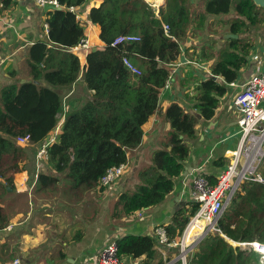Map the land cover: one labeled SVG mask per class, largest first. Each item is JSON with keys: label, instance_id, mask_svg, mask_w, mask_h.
Returning a JSON list of instances; mask_svg holds the SVG:
<instances>
[{"label": "trees", "instance_id": "obj_1", "mask_svg": "<svg viewBox=\"0 0 264 264\" xmlns=\"http://www.w3.org/2000/svg\"><path fill=\"white\" fill-rule=\"evenodd\" d=\"M56 1L63 9L46 13V40L33 43L28 49L31 81L6 85L0 90V157L11 158L12 171H17L18 157L24 150L16 145V137L28 135L32 145L43 141L55 128L62 108V97L55 87L73 84L80 73L77 56L68 50L83 38V28L69 8L78 7L85 0ZM0 2L3 8L10 4V0ZM186 6V0H166L157 15L143 0H101L98 7L90 8L88 19L99 26L98 37L103 43L101 50L86 54L81 74L92 95L65 116L57 140L47 148V160L53 170L63 174L73 188H103L99 180L105 172L126 163L127 150L139 145L142 126L157 109L158 95L171 74L170 67L181 54L179 41L192 23ZM230 12L236 15L229 22L230 33L241 37L249 30H261L264 9L251 0H206L203 13L195 16L196 27L202 25L205 15ZM124 35H134L140 40L111 45L116 37ZM252 49L253 42L247 37L228 39L218 49L217 60L210 66L211 76L197 84L191 97L201 118L213 116L225 86L235 81L239 71L247 66ZM123 57L137 66L139 75L124 67ZM216 77L223 82H217ZM40 80L45 85L38 84ZM164 117L172 129L163 144L165 148L156 150L151 165L139 171L140 185L136 191L118 196L114 217L156 205L173 190L174 180L183 168L182 161L188 155L185 138L194 137L197 118L176 103L166 108ZM263 165L264 162L259 172L264 179ZM52 179L44 174L37 176L41 182ZM7 184L10 185L9 180ZM195 210L196 205L174 213L171 223L163 226L168 239L181 234ZM6 225L0 206V230ZM218 227L223 236L212 233L203 238L187 264H259L258 252L231 242L264 243V185L242 182L221 215ZM153 243L150 236H130L117 241L118 252L135 259L144 257L141 264H151ZM159 263L160 260L156 264Z\"/></svg>", "mask_w": 264, "mask_h": 264}, {"label": "crops", "instance_id": "obj_2", "mask_svg": "<svg viewBox=\"0 0 264 264\" xmlns=\"http://www.w3.org/2000/svg\"><path fill=\"white\" fill-rule=\"evenodd\" d=\"M143 1L154 9L155 15L166 5V0ZM205 1L186 0L192 23L179 41L180 57L170 67L169 83L160 90L157 109L142 126L139 145L127 150L122 175L109 186L90 189L73 188L63 174L55 173L47 158L36 157L37 149L46 139L54 137V142L57 140L65 116L92 95V91L85 87L81 74L86 54L103 47L98 37L99 26L88 19L90 8L98 7L101 0H85L80 6L73 7L75 13H72L75 17L78 15L76 19L83 28V39L88 47L84 50L74 46L68 50L77 56L81 69L73 84L55 87L62 97L55 128L40 143L26 146L35 150L32 159L26 163L17 162L19 169L10 170L12 172L7 176L6 172L0 174V185L5 191L2 197L10 204L4 212V201L0 203L7 221V225L0 230V264H13L15 260L17 264H94L97 252L106 243L126 240L130 236L153 238L154 256L149 261L151 264H156L158 260L159 264L163 263L164 257L155 244L154 228L171 223L174 213L182 207L193 206L190 193L195 178L205 176L214 182L224 170L230 152L236 149L239 142V114L234 97L251 75L264 71L263 23L258 32L249 30L237 37H247L253 42L248 64L239 71L235 81L225 86L226 91L219 97L213 116L210 119L199 116L191 97L197 84L211 76L210 66L217 60L216 52L226 45V40L221 37L229 32L230 20L236 18L233 12L219 16L205 15L202 25L196 27L198 17L195 16L203 13ZM47 12L33 0H10L6 8L0 2V90L6 85L18 86L31 81L27 66L28 49L33 43L46 40ZM209 42L212 44L208 45ZM216 81L223 82L220 77H216ZM37 83L45 85L43 80ZM171 103L178 104L188 115L197 118L194 137L185 138L188 155L182 161L183 168L174 180L173 190L156 205L114 217L118 196L122 192L131 194L136 191L140 185L139 171L151 165L156 150L165 148L163 144L172 129L164 114ZM38 174L53 179L41 182L37 180ZM20 200V210H13L14 201ZM180 202L183 205L175 209ZM127 257L133 260V264H141L144 258Z\"/></svg>", "mask_w": 264, "mask_h": 264}, {"label": "built area", "instance_id": "obj_3", "mask_svg": "<svg viewBox=\"0 0 264 264\" xmlns=\"http://www.w3.org/2000/svg\"><path fill=\"white\" fill-rule=\"evenodd\" d=\"M33 1L39 7L44 5L58 6L56 0ZM69 11L74 12L73 7H70ZM76 17H78L77 14ZM166 28L167 26H164V29ZM139 40V37L134 35L118 36L111 45L115 46L120 43ZM76 46L86 50L87 41L82 38ZM122 63L130 73L140 74L139 69L127 57L122 58ZM169 77L164 87H167ZM263 102L264 71L251 75L243 83L242 89L236 93L234 104L239 114L237 120L238 146L230 152L228 164L213 183L205 176H198L193 180L190 194L193 206L196 205V210L188 218L179 238L168 239L165 229L161 225L154 228L155 244L164 257L162 264H187L188 257L203 238L212 233L221 234L218 221L243 181H252L264 185V179L258 171L259 166L264 161ZM53 142L54 137L46 139L37 149L36 157L46 159L47 148ZM15 143L20 148H25L29 144L28 135L16 137ZM124 169V164L108 169L100 178L99 185L101 187L109 186L122 175ZM238 245L241 248H249L258 252L260 255L259 264H264V243L245 242ZM132 261L119 254L117 242L110 241L97 252L94 264H133ZM17 263V260L13 262V264Z\"/></svg>", "mask_w": 264, "mask_h": 264}, {"label": "rangeland", "instance_id": "obj_4", "mask_svg": "<svg viewBox=\"0 0 264 264\" xmlns=\"http://www.w3.org/2000/svg\"><path fill=\"white\" fill-rule=\"evenodd\" d=\"M186 8H187V6H186ZM187 10H188V8H187ZM259 24V23H258ZM260 25H258V27H259ZM136 66V65H135ZM137 67V66H136ZM29 145V144H28ZM28 147H26V148H24V150H22V152H23V154L21 155V156H19L18 157V160L20 161V162H28V160L31 158H33V156H34V153H35V150L33 151V150H31V149H27ZM34 149V148H33ZM264 166V165H263ZM263 168V167H262ZM19 169V167L17 168V170ZM11 170V158L9 157V156H7V157H0V174L1 173H4V172H6L5 173V176H7V174L8 173H10V172H12V171H10ZM0 194H1V196H0V203H3V201H4V206H5V209H4V212H5V210L8 208L9 209V207H10V204L7 202V200H6V198H3L2 197V194H3V191H2V186L0 185ZM21 206H22V200H20V201H18V202H15L14 201V205H13V210H20V208H21ZM231 242V241H230ZM232 244H234V245H238L239 243H234V242H231ZM239 246V245H238ZM249 250H252V249H249V248H247V251H249Z\"/></svg>", "mask_w": 264, "mask_h": 264}, {"label": "water", "instance_id": "obj_5", "mask_svg": "<svg viewBox=\"0 0 264 264\" xmlns=\"http://www.w3.org/2000/svg\"><path fill=\"white\" fill-rule=\"evenodd\" d=\"M256 6H258L259 8L261 9H264V0H251ZM63 8L61 6H53V5H44L42 6V10L44 12H47V11H58V10H62ZM237 34H233V33H226L224 34L221 39L222 40H227V39H237ZM181 138V136H179ZM6 190H8L9 188L8 187H5ZM183 205V202H180L178 204V206L175 207L178 208L179 206H182Z\"/></svg>", "mask_w": 264, "mask_h": 264}]
</instances>
